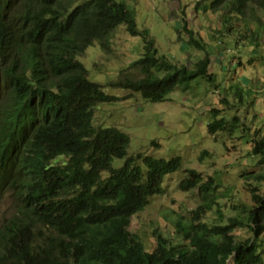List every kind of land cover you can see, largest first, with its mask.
Returning <instances> with one entry per match:
<instances>
[{
    "label": "trees",
    "instance_id": "obj_1",
    "mask_svg": "<svg viewBox=\"0 0 264 264\" xmlns=\"http://www.w3.org/2000/svg\"><path fill=\"white\" fill-rule=\"evenodd\" d=\"M251 3L264 9V0H195L189 13L198 14L208 30L211 24L204 15L213 19L220 14L225 21L239 15L241 24ZM169 9L158 20L172 23L185 13L183 8ZM138 14L127 0H0V196L12 198L17 206L15 217L0 228V264H226L231 257L233 264L263 263L258 240L264 234V195L252 187L254 203L242 198L239 186L247 182L248 172L235 174L240 164L225 132L243 118L235 115L218 126L208 123L205 133L216 141L215 149L200 150L193 159H185L176 140L169 138L172 156L158 152L160 139L150 141L152 152L129 154L131 133L94 122L96 107L119 97L91 80L79 57L95 42L108 51L119 26L125 25L130 38L141 36L144 52L130 64L131 73L111 84L139 93L145 103L162 102L175 89L186 91L199 75L216 81L209 73L210 37V45L220 38L232 42L241 30L233 26L227 35L221 29L208 34L184 20L188 48L207 54L191 55L189 62L195 63L179 64L159 52L144 21L145 28L138 26ZM174 31L180 36L179 28ZM258 35H251L254 46ZM242 96L235 91L231 105L223 98L221 102H227L232 114H245ZM222 149L228 152H218ZM252 151L264 163V138L255 141ZM208 157L215 171L190 168L180 182L184 190L197 188L202 200L189 209L190 218L184 212L170 220L178 241L155 231L157 245L146 251L129 229L132 216L164 192L166 176L183 172L187 161L205 168L211 164ZM115 159L123 160L121 166L113 165ZM233 174L219 204L216 184ZM206 213L217 219L210 222ZM245 226L252 236L240 240L236 230Z\"/></svg>",
    "mask_w": 264,
    "mask_h": 264
},
{
    "label": "rangeland",
    "instance_id": "obj_2",
    "mask_svg": "<svg viewBox=\"0 0 264 264\" xmlns=\"http://www.w3.org/2000/svg\"><path fill=\"white\" fill-rule=\"evenodd\" d=\"M127 1L137 8L139 12L137 15L138 26L141 29L145 28L141 22L143 20L149 28L150 34L155 38L159 52L166 54L169 58L172 55L171 60L179 64L195 63L193 59H190L189 62L191 55L194 58H200L207 54L195 46L188 48L185 35H183L185 33L184 20H187L189 27V23H193L201 32L208 34H216L217 30L221 29L227 35L233 26H241V30L236 33L232 42L220 38L218 39L220 43L210 45L212 40L210 37L207 45V48H210L208 49L209 55H211L209 73L216 75V81L210 82L199 75L193 79L186 91L175 89L162 102L148 101L149 103H145L139 99L141 96L139 93L115 88L111 84V82L116 83L126 72L131 73L130 64L144 52L141 36H131L133 38H130L125 25L119 26L111 35L108 51L103 50L99 43L95 42L86 50L85 55L79 57L89 71V78L102 83L106 86L108 93L119 97L113 103H101L96 107L94 122L104 126L117 125L131 133L133 142L129 146V154L144 153L146 150L152 152L149 147L150 141L160 139L162 147L158 152L172 156L174 149L169 144V138L176 140L179 145L177 148L180 149V153L185 159H193L197 153L199 155L200 150L207 149L211 152L216 145V141L214 142V139L205 133L208 123L213 119L212 109L206 102L212 101L216 107H219L222 103L221 99L225 98L231 105L230 99L234 98L235 91L241 92L243 101L246 102L243 122L232 132L225 131L234 144L238 156L237 161L240 164L235 169V174L250 172L255 176L263 175L264 177V163H260L252 151L255 141L264 138V9L255 3L248 4V9L241 15V24L238 23L239 15H234L229 21H225L220 14H216L213 19L204 15L203 19L211 24L210 29L205 30L197 20L198 14L189 13L190 6L194 4L195 0ZM170 6L174 9L183 8L185 13L180 12L181 16L175 22L172 20V23L158 20L161 15L166 14L167 10L170 11ZM212 13L214 14L213 11ZM154 15L157 18H154ZM170 19H173L172 14ZM177 27L180 29V36L174 31L178 29ZM257 31H259L258 46H254L250 38L252 33L255 36ZM209 85L216 87L210 86L207 89ZM203 90L207 93L206 96H203ZM206 146L207 148H205ZM153 151L157 152V149H153ZM218 152H228V150L222 149ZM207 161L211 164L205 168L197 161L193 163L187 161L183 172L181 170L166 176L164 192L161 195H154L144 210L138 211L132 216L129 229L141 239L146 251H153L157 245L155 231L162 232L171 238V242L178 241L175 225L170 220L184 212H186V217L190 218L192 212L189 211L197 207L202 200L197 188H192L189 191L184 190L180 187V182L189 175L190 168L202 172L215 171L217 167L213 166L212 158L208 157ZM122 162L121 159H115L113 165L119 167ZM235 174L232 175V178L227 177L223 182L216 184L215 197L219 204L222 203L220 196L223 199V193L236 177ZM202 177L206 181V175L202 174ZM252 183L256 182L252 181ZM256 184L258 187H256L255 194L264 195V178ZM239 190L242 198L248 204L254 203L252 201L253 192L251 188L247 187V183L241 184ZM223 206L228 208L226 205ZM11 214L12 200L8 196H0V221ZM208 216H210L208 218L210 222L217 219L211 213L204 215L205 218ZM221 221L228 222L224 218ZM236 235L238 239L242 240L251 237L252 232L245 226L237 229ZM258 241L262 243L260 249L264 257V234L259 237ZM233 261V258H229L226 264H233Z\"/></svg>",
    "mask_w": 264,
    "mask_h": 264
},
{
    "label": "clouds",
    "instance_id": "obj_3",
    "mask_svg": "<svg viewBox=\"0 0 264 264\" xmlns=\"http://www.w3.org/2000/svg\"><path fill=\"white\" fill-rule=\"evenodd\" d=\"M216 87L215 85H209L207 86V89L210 87ZM204 95L206 96V92L203 90ZM225 99V98H223ZM211 109H218L219 111L215 114V116H213V119L209 122L210 124L213 123L214 126H218L219 122H222L224 120L227 121L228 119H231L233 116L237 115L239 117V119L241 120L244 116V113H234L232 114V111H228L227 109V102H222L221 105L219 107H216L215 103H213L212 101H207L206 102ZM228 143H232L230 138L228 140ZM252 181L260 182V180L258 179L257 176H255L254 174L248 172V180H247V187L248 188H252V187H258V184H253L252 186H249ZM10 198V197H9ZM12 200V214L10 216H5L1 221H0V228H2L5 224H7L9 222L10 219L14 218L15 215L17 214V206H16V202L15 200H13L12 198H10ZM42 227V225H38L37 229L35 230L36 235L40 234V228ZM44 233V231H42V234ZM232 258V257H231ZM229 261V260H228Z\"/></svg>",
    "mask_w": 264,
    "mask_h": 264
}]
</instances>
